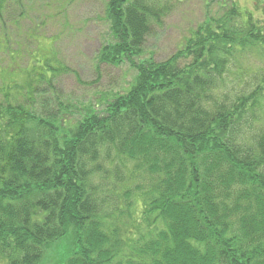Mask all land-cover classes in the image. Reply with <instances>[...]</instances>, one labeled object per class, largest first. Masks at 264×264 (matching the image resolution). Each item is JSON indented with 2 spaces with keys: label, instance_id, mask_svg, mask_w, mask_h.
<instances>
[{
  "label": "trees",
  "instance_id": "obj_1",
  "mask_svg": "<svg viewBox=\"0 0 264 264\" xmlns=\"http://www.w3.org/2000/svg\"><path fill=\"white\" fill-rule=\"evenodd\" d=\"M181 2L105 0L97 61L135 71L122 92L75 107L55 84L70 71L41 57L28 87L0 88V264H43L58 242L61 264H264V64L244 63L264 59V0H213L174 56L148 59Z\"/></svg>",
  "mask_w": 264,
  "mask_h": 264
},
{
  "label": "rangeland",
  "instance_id": "obj_2",
  "mask_svg": "<svg viewBox=\"0 0 264 264\" xmlns=\"http://www.w3.org/2000/svg\"><path fill=\"white\" fill-rule=\"evenodd\" d=\"M212 1L182 0L176 4L164 25L155 28L148 37L147 58L161 62L174 56L204 20L205 13L210 10L209 3L215 11L217 6ZM12 2V15H6L5 21L18 18L19 12L23 16L12 23L15 25L11 30L15 34L12 49L0 52V88L6 84L28 87L30 79L26 71L36 57L51 59L70 71L55 82L61 100L69 104L89 106L104 93L128 88L136 74L130 66L113 68L97 61L101 48L111 41L105 0ZM238 2L242 8L251 6V0ZM244 61L250 66L261 65V61L264 64V59L256 53L247 55ZM68 252L66 243L58 242L50 248L43 264H61Z\"/></svg>",
  "mask_w": 264,
  "mask_h": 264
}]
</instances>
